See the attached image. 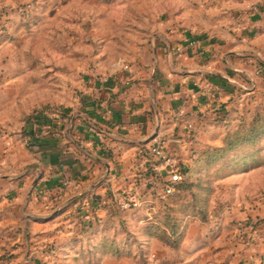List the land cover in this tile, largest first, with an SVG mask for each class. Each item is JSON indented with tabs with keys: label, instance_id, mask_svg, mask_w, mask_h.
Listing matches in <instances>:
<instances>
[{
	"label": "crops",
	"instance_id": "crops-1",
	"mask_svg": "<svg viewBox=\"0 0 264 264\" xmlns=\"http://www.w3.org/2000/svg\"><path fill=\"white\" fill-rule=\"evenodd\" d=\"M29 1L34 7L23 15L18 7ZM17 55L20 66H13ZM263 92L264 0H0V225L12 224L26 241L56 239L61 248L86 249L93 240L83 230L86 215L78 204H89L99 191V227L110 219L111 194L116 214L109 233L118 234L126 221L136 229L140 211L121 209L114 191L143 181L142 162L155 159L149 136L167 134L168 150L188 165L204 147L221 145L215 133L225 136L241 114L264 102L263 95L250 108L261 100L253 96ZM219 104L222 109L215 110ZM35 109L52 121L41 127L27 122ZM189 122L198 127L196 137ZM24 130L36 134L33 147ZM261 160L216 178L213 202L221 208L233 177H240L236 203H243L242 210L236 204L228 217L241 225L256 219L251 205L258 200L250 195L264 188ZM142 181L137 192L146 191ZM217 211L211 225L219 228ZM229 219L215 243L226 225L232 228ZM200 222L189 220L183 243ZM143 239L152 248L166 247L155 236ZM77 251L62 263L91 264L93 256ZM94 252L102 263L130 264L135 257L134 251Z\"/></svg>",
	"mask_w": 264,
	"mask_h": 264
},
{
	"label": "trees",
	"instance_id": "trees-1",
	"mask_svg": "<svg viewBox=\"0 0 264 264\" xmlns=\"http://www.w3.org/2000/svg\"><path fill=\"white\" fill-rule=\"evenodd\" d=\"M56 111L61 115L64 114L60 108H56ZM217 118L225 119V116ZM48 120L51 122L52 118L49 119L44 115L43 109H35L26 118L27 122L37 123L40 127ZM24 133L30 136L28 145L33 147L36 141L32 138L36 134L33 130H24ZM263 141L264 102L251 112L241 114L235 125L226 132L221 145L204 147L188 165L181 162V178L175 183L173 192L161 196L146 188L151 200L136 209L140 212L134 216L135 226L141 228L147 235L155 236L164 243L178 248L184 239L190 219L199 218L202 222L209 221L210 203L216 192V178L232 169L248 170L260 165ZM152 172L153 169L148 165L146 175ZM108 197H110L108 205L111 211L110 219L103 222L100 227V221L95 220V217L82 222L85 234L93 240L88 242L87 250L82 248V251L93 257L94 250L115 255H132L133 250L129 240L124 241L123 246H120L116 238L117 231L114 230L113 234L109 233L113 227L111 218L116 214L114 210L116 199L111 194H108ZM101 201V194H92L90 201L92 204L89 207ZM83 207L79 206L78 210H82L83 214L87 215L88 211ZM262 221L264 219H260V223ZM141 222L143 225L139 227Z\"/></svg>",
	"mask_w": 264,
	"mask_h": 264
},
{
	"label": "rangeland",
	"instance_id": "rangeland-1",
	"mask_svg": "<svg viewBox=\"0 0 264 264\" xmlns=\"http://www.w3.org/2000/svg\"><path fill=\"white\" fill-rule=\"evenodd\" d=\"M32 60L34 61L33 58ZM13 62V66H20V55H17L16 58L13 59ZM263 95L264 92L259 96H253V99H258L261 97V100L253 103L250 108L257 106L263 100ZM249 103H251V101ZM29 107L31 108L33 106L30 105ZM222 107V104H219L215 110L222 109ZM21 108L22 104L20 101H18V110H21ZM25 115L27 116V114ZM216 129L217 126L213 128L214 132H216ZM221 133L222 131L219 133L216 132L215 135H219L223 141L225 136H221ZM163 137L166 139V141L169 139L167 134ZM261 146L264 149V141L262 142ZM261 156L264 157V152L261 153ZM240 171L245 170H242L241 168L232 169L231 175ZM228 175H230V173L226 174V176ZM233 178L234 179L230 183V188L228 189L230 194L229 196L225 197L227 199L226 201L223 200L221 208H219L217 203L213 202L215 195L213 196L210 203L211 214L208 221L209 224H203L207 222H200V224L196 226V229L194 230L193 238H191L190 241L187 239L185 243H183L187 235V226L184 239L178 248L167 244H165L166 247L152 248V245L150 242H148V239L147 241L146 239H143V236H145L146 233L141 232L140 230L138 231L137 228L135 229L131 223H128L125 219L126 222L119 227L116 238H120L121 241L129 240V244L131 245L132 250L135 252V257L132 258V263L130 262V264H239L240 262L243 264H264V245L262 243L258 245L260 237H264V221H262L263 223L260 224V214L264 215V188H262V190L257 194L250 195L251 197L257 196L256 200H258V202H252V204L255 206L251 205L254 208L255 213L253 214V217L256 219H252L250 222L247 221L245 223L242 221L244 224L241 225L239 224V219L232 220L228 217L229 215L233 216V213L236 211V204L239 205L241 210L242 208L240 206L243 204L242 202L236 203L238 194H242V189L240 193H237L239 192L240 184H242V182L236 180V178H239L240 180V177ZM141 181L142 180H135V183L131 185V187L130 185H127L125 187L116 189L114 191L115 196L120 197L124 193L128 192L135 193L136 197L138 198L140 196L142 198L148 196V193H146L144 189L137 192L134 188ZM92 194L101 193L98 191ZM250 196L247 195L246 197L249 201ZM251 200H253V197ZM91 204L92 203L89 201V204H83L81 202L78 205L88 207ZM128 209L131 210V208ZM214 210H218L217 213L219 216V222L222 225L219 228L216 227L217 225H211L212 220L217 215L216 213L213 214ZM220 212L221 214H219ZM226 218L229 219L227 222H232V228H230V225H226L222 240H220L219 243H215L216 239L219 237H215V234L216 232H221L220 230H222L224 225L223 223L226 222L224 221ZM194 219L200 220L199 218ZM11 226L12 224L8 226L5 223L4 225H0V264H63L62 261H64L66 258V262H71L70 260H74L73 256H79V254H74L75 250H78L79 252L82 250V248H61L56 239H47L46 241L31 239L30 241H26L24 234H19V231L15 230V228ZM33 230L35 229L32 228V231L29 232V236L36 232ZM113 233L114 231L111 230V234ZM205 244L209 247L204 249L207 250L205 253H203V251L201 253V250ZM255 244L257 245L254 246ZM199 245L200 247H194ZM82 252H80L81 255L84 254ZM98 256L99 255H96L92 258L91 264H128L126 262H121L120 260L115 261L114 263H102V256L99 258ZM76 263L87 264L84 259L80 261L77 260Z\"/></svg>",
	"mask_w": 264,
	"mask_h": 264
},
{
	"label": "built area",
	"instance_id": "built-area-1",
	"mask_svg": "<svg viewBox=\"0 0 264 264\" xmlns=\"http://www.w3.org/2000/svg\"><path fill=\"white\" fill-rule=\"evenodd\" d=\"M34 7V3L29 1L24 4L19 5L18 10L23 15H27L28 12ZM254 9L258 8L256 3L252 4ZM191 44H196L194 40L190 41ZM178 50H181V47H178ZM191 137H196L198 133V127L193 123L189 122L187 124ZM150 154L155 158L148 160L146 163L142 162L141 170L143 172V181L142 185H145V188H149L150 191H155L156 194L165 196L168 193H171L175 189V183L181 178V169L182 160L177 155V153L168 150L166 139L160 135L156 134L150 140L148 146ZM148 165L151 166L153 172L149 175H146L148 170ZM68 180H64L63 184L67 185ZM151 200V197H136L135 193H124L117 199V205L121 209L135 208L138 209L144 206L148 201ZM99 202L93 206L87 208L88 214L86 215L85 221H89L98 213Z\"/></svg>",
	"mask_w": 264,
	"mask_h": 264
},
{
	"label": "water",
	"instance_id": "water-1",
	"mask_svg": "<svg viewBox=\"0 0 264 264\" xmlns=\"http://www.w3.org/2000/svg\"><path fill=\"white\" fill-rule=\"evenodd\" d=\"M155 135H156V132L153 133V134H151V135L149 136V138L151 139V138H153Z\"/></svg>",
	"mask_w": 264,
	"mask_h": 264
}]
</instances>
